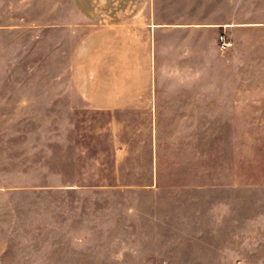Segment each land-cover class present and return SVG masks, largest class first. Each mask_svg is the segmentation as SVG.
I'll return each instance as SVG.
<instances>
[{"label":"rangeland","instance_id":"obj_1","mask_svg":"<svg viewBox=\"0 0 264 264\" xmlns=\"http://www.w3.org/2000/svg\"><path fill=\"white\" fill-rule=\"evenodd\" d=\"M216 1L237 25L156 117L76 90L74 0H0V264H264V0Z\"/></svg>","mask_w":264,"mask_h":264},{"label":"crops","instance_id":"obj_2","mask_svg":"<svg viewBox=\"0 0 264 264\" xmlns=\"http://www.w3.org/2000/svg\"><path fill=\"white\" fill-rule=\"evenodd\" d=\"M74 1L91 25L71 57L76 90L102 109L127 107L150 91L156 117L175 100L177 109L190 108L189 87L163 85L168 73L173 83L175 63L204 62L206 44L216 46L219 30L237 25L216 17V0Z\"/></svg>","mask_w":264,"mask_h":264},{"label":"built area","instance_id":"obj_3","mask_svg":"<svg viewBox=\"0 0 264 264\" xmlns=\"http://www.w3.org/2000/svg\"><path fill=\"white\" fill-rule=\"evenodd\" d=\"M220 43H221L222 48H225L230 44V42L225 38L224 35L220 36Z\"/></svg>","mask_w":264,"mask_h":264}]
</instances>
